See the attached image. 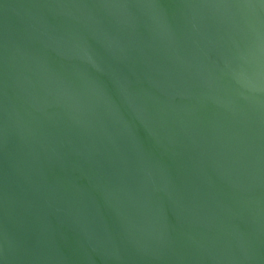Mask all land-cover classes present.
Listing matches in <instances>:
<instances>
[{
  "label": "water",
  "instance_id": "1",
  "mask_svg": "<svg viewBox=\"0 0 264 264\" xmlns=\"http://www.w3.org/2000/svg\"><path fill=\"white\" fill-rule=\"evenodd\" d=\"M254 52L264 0H0V264H264Z\"/></svg>",
  "mask_w": 264,
  "mask_h": 264
},
{
  "label": "clouds",
  "instance_id": "2",
  "mask_svg": "<svg viewBox=\"0 0 264 264\" xmlns=\"http://www.w3.org/2000/svg\"><path fill=\"white\" fill-rule=\"evenodd\" d=\"M252 63L255 67L256 74L250 75L247 72L237 74V80L240 85L253 96H258L261 91H264V64L260 62L259 52L251 54Z\"/></svg>",
  "mask_w": 264,
  "mask_h": 264
}]
</instances>
